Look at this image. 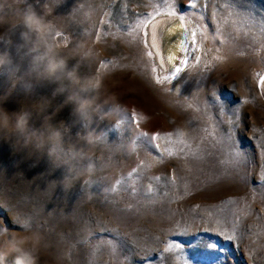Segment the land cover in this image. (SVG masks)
Wrapping results in <instances>:
<instances>
[{"label":"rangeland","instance_id":"obj_1","mask_svg":"<svg viewBox=\"0 0 264 264\" xmlns=\"http://www.w3.org/2000/svg\"><path fill=\"white\" fill-rule=\"evenodd\" d=\"M170 5L201 62L158 84L132 29ZM48 43L66 61L55 75ZM261 76L264 0H0V107L28 114L26 133L0 132V229L43 233L39 264H264Z\"/></svg>","mask_w":264,"mask_h":264},{"label":"clouds","instance_id":"obj_2","mask_svg":"<svg viewBox=\"0 0 264 264\" xmlns=\"http://www.w3.org/2000/svg\"><path fill=\"white\" fill-rule=\"evenodd\" d=\"M44 7L49 12L51 11V8L47 4ZM22 20L28 29L38 33L42 39L51 32V26L45 22L44 17L39 15L32 5H29L24 11ZM53 48L54 45L48 43L46 68L49 75H55L57 72L63 71L66 68L65 59L53 54ZM74 75L75 73L73 71L68 72L69 78H72ZM96 86H99V81L96 82ZM90 103L91 101L87 99L79 100V110L82 113L85 112ZM27 130V113L21 114L13 119L11 114L0 107V132L14 134L26 133ZM0 234L3 235L5 241L0 244V264H7L10 256L14 258V264H39L41 252H47L51 248V242L38 230L23 232L22 230H10L7 225H4L0 229Z\"/></svg>","mask_w":264,"mask_h":264},{"label":"snow or ice","instance_id":"obj_3","mask_svg":"<svg viewBox=\"0 0 264 264\" xmlns=\"http://www.w3.org/2000/svg\"><path fill=\"white\" fill-rule=\"evenodd\" d=\"M192 6L195 4V0H191ZM170 10L166 13L168 17L176 16L177 13L174 10H171V5L169 6ZM162 13L160 11H156L155 15H151L150 18H145L139 20L135 28L132 29V31H143V43L145 48L147 49L146 55L149 58H156L158 59L160 69L162 71H166L167 74H156L157 68L153 66L152 71L155 75L156 82L158 84H165V83H171L172 81H178L181 77V74L184 73L187 69H190L192 67V64L190 63V59L193 60L196 64H199L200 56L199 53V45L196 44V31H190L187 28V25L183 23L184 17L181 15L179 16V21L177 23V27L180 30H183V36L182 38L175 43L173 50L172 47H169L166 49L167 55L166 57L161 55V49L160 44L158 42L157 37V26L162 23L161 20H157L156 18L161 16ZM149 26H151V38L149 40ZM168 34H174L173 30L170 28L168 30ZM178 52H182L184 54L183 59H180V57L177 55ZM165 59L168 61V65L170 67V70H166L164 68V62ZM179 61V63L177 62ZM259 83L262 88H264V76H261ZM176 91L179 92V87L176 88ZM188 107H192L191 104L188 105ZM132 123L136 125V135L139 138H143L144 141L149 144L150 146L154 147L157 151H160V145L157 143V140L160 139V134L156 133L154 135H149L147 132L139 131V120L136 117V114L133 113L131 117ZM231 135V131L229 130V136ZM179 143L183 144V140L179 141ZM164 152L167 153L168 156H174L176 155V152L172 149H164ZM180 151H183V148L180 149ZM236 159H239V154H236ZM155 179H159V177H156ZM120 181H117V184H119ZM148 191H152L151 186H149ZM8 227V226H7ZM222 235V234H221ZM226 239H231V237H225ZM122 243H126L122 241ZM213 248L216 250L221 251L223 254L224 249L218 248L217 245H212ZM180 249L179 244H169V247L167 251H176Z\"/></svg>","mask_w":264,"mask_h":264},{"label":"bare ground","instance_id":"obj_4","mask_svg":"<svg viewBox=\"0 0 264 264\" xmlns=\"http://www.w3.org/2000/svg\"><path fill=\"white\" fill-rule=\"evenodd\" d=\"M156 19L162 21V23L157 26V37H158V42L160 44L161 55L166 57L167 48L172 47L173 50L175 51L174 45L176 42H178L182 38L183 30H180L177 27V23L179 21V15H176L173 17L162 15V16L157 17ZM183 23L187 25V22L185 20H183ZM170 28L173 30L174 34H171V35L168 34V30ZM150 38H151V26H149V40ZM177 55L180 57V59H183L184 54L182 52H178ZM155 61L159 65L158 59L155 58ZM177 62L179 63V61ZM164 68L166 70H170L167 59H165ZM161 73L167 74L166 71H162V70H161Z\"/></svg>","mask_w":264,"mask_h":264}]
</instances>
